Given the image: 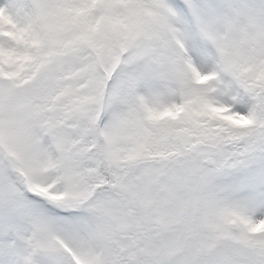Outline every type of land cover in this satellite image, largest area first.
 I'll return each instance as SVG.
<instances>
[{
	"label": "snow or ice",
	"instance_id": "6c2138e0",
	"mask_svg": "<svg viewBox=\"0 0 264 264\" xmlns=\"http://www.w3.org/2000/svg\"><path fill=\"white\" fill-rule=\"evenodd\" d=\"M0 264H264V0H0Z\"/></svg>",
	"mask_w": 264,
	"mask_h": 264
}]
</instances>
